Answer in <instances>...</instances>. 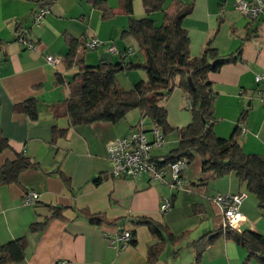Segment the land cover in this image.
Listing matches in <instances>:
<instances>
[{
    "label": "crops",
    "instance_id": "obj_1",
    "mask_svg": "<svg viewBox=\"0 0 264 264\" xmlns=\"http://www.w3.org/2000/svg\"><path fill=\"white\" fill-rule=\"evenodd\" d=\"M170 1L166 0L165 6ZM237 1L193 0L183 28L192 57L199 56L205 45L221 55L235 54L240 49L235 62L208 75L215 93L213 131L228 139L242 123L236 139L243 152L264 157V105L257 99L254 84V76L264 71V17L249 21L236 9ZM105 2L113 12L109 20L85 0H56L37 25L32 21L38 9L34 1L0 0V132L9 143V148L0 152V166L15 159L16 154L29 157L39 166L20 173L17 183L0 186V246L20 237L27 240L24 259L4 264H149L147 250L155 239L147 227L132 222L136 217L163 223L172 234L182 235L176 242L166 240L151 264H198L194 244L203 235L206 237L200 241L204 247L199 264H258L255 259L246 262L247 252L221 235L208 243L216 235L219 212L212 199L218 194L244 195L239 210L246 221L241 229L264 236V208L257 207L254 195L247 193L233 174L200 185L201 159L195 156L182 172L181 191L146 173L135 179L110 178L106 145L134 128L142 127L149 133L154 125L148 119L142 121L140 113L133 110L115 124L97 121L68 126L62 102L67 82L78 68L68 66L64 60L68 51L65 36L80 42L94 38L102 42L94 50L79 48L76 59L81 58L88 66L143 60L135 39L122 34L129 20L120 0ZM132 12L133 17L144 15L141 0L132 1ZM160 17V12L152 15L156 22ZM22 30L35 42L34 50L16 42ZM108 46H114L116 52L110 53ZM46 56L61 61L51 66ZM145 78L142 70L117 75L123 89ZM28 98L37 103L38 116L34 120L13 111L15 104ZM165 109L167 124L173 130L191 122L187 101L179 89L172 92ZM242 113L244 118L239 120ZM53 127L66 131L51 143ZM177 145L176 132H169L160 147L151 149L150 156L162 158ZM103 176L109 177L94 184ZM30 190L39 198L32 205H24L22 198ZM164 199H171L172 208L162 213ZM48 206L65 207L66 220L51 219L42 229L31 232L32 223L50 215ZM83 212L100 214L104 222L91 224ZM123 230L133 232L135 244L121 249L119 243L110 245L107 238L113 239Z\"/></svg>",
    "mask_w": 264,
    "mask_h": 264
},
{
    "label": "trees",
    "instance_id": "obj_2",
    "mask_svg": "<svg viewBox=\"0 0 264 264\" xmlns=\"http://www.w3.org/2000/svg\"><path fill=\"white\" fill-rule=\"evenodd\" d=\"M31 1L38 6L32 15L34 16L39 9H48L56 0ZM85 1L99 10L104 20L113 16L105 0ZM132 1L120 0L121 8L129 20L122 34L135 39L142 54V62L122 61L88 66L81 58L76 59L79 48L86 50L85 42L65 36L68 51L64 60L68 66L78 68L71 81L67 82V95L62 102V114L67 118L68 126L87 125L97 121L115 124L130 111L137 110L142 121L148 119L164 136L172 131L177 134L178 145L175 149L162 158L152 157L159 169H164L181 158L188 164L198 156L201 159L202 177L197 180L200 185L233 174L239 185H244L247 193L254 195L257 207L264 208V157L243 152L236 139L239 126L228 139L216 136L213 131L215 93L208 75L219 71L228 63L235 62L240 56V49L235 54L221 55L217 49L205 45L199 56L192 57L189 55V38L183 28V20L192 12L193 0H171L166 6V0H141L144 15L138 18L133 17ZM155 12L161 13V21L158 24L152 18ZM133 70H142L146 76L145 80L123 89L117 75L122 71ZM56 76L57 79L60 78ZM188 80L191 81L192 87ZM175 89L183 93L189 104L191 122L173 130L167 124L165 102ZM13 111L31 120L38 116L37 103L33 98L15 104ZM244 115L245 113H242L239 120H242ZM65 131L53 127L51 143L63 137ZM7 148L8 140L4 139L0 132V152ZM29 169H39L38 163L23 154H16L15 159L0 166V186L17 183L19 174ZM106 177L95 179L94 184H100ZM63 180L68 184L66 178ZM48 210L50 215L47 218L30 225L31 232L42 229L51 219L66 220L63 217L65 207L48 206ZM83 215L91 224L100 225L104 222L100 214L83 212ZM217 217V228L214 231L216 235L208 240V243L211 244L221 235L247 252L246 262L255 259L258 264H264V236L247 230L238 232L230 227L223 228L220 212ZM132 222L147 227L155 239V243L147 250L149 264L157 260L161 246L166 240L176 242L182 238L181 234L169 232L163 223L147 217H136ZM205 237L206 235L201 236L194 244L198 264L204 247L200 241ZM130 244H135L133 232ZM26 246L25 237L1 245L0 264L22 261Z\"/></svg>",
    "mask_w": 264,
    "mask_h": 264
},
{
    "label": "built area",
    "instance_id": "obj_3",
    "mask_svg": "<svg viewBox=\"0 0 264 264\" xmlns=\"http://www.w3.org/2000/svg\"><path fill=\"white\" fill-rule=\"evenodd\" d=\"M236 9L249 21H254L264 16V0H238L236 2ZM47 9H39L32 21L34 24H39L42 18L47 14ZM16 42L24 49L34 50L36 48L35 42L31 40L30 35L26 30L17 33ZM102 42L97 39L86 41L84 48L86 50H94L101 46ZM107 50L110 53L116 52L114 46H108ZM125 54H122L124 56ZM45 61L55 66L61 59L55 56H46ZM254 84L256 88V96L261 105H264V71L254 76ZM187 108L189 104L187 103ZM242 128V123L239 124ZM152 139L148 140L147 132L142 127L134 128L127 136L119 138L118 140L108 143L105 147V156L108 161L110 170L109 175L112 178L135 179L141 174H149L154 180L166 184L169 188L175 191L184 189V182L182 179V172L187 167V162L181 158L166 168L159 169L150 156V151L153 148H158L164 141L162 132L154 126L149 132ZM39 198V195L33 191H27L23 198L24 205H32ZM244 198L242 194H218L212 199L222 217V227H230L236 231L240 230L241 224L246 221V217L240 212L239 204ZM170 199H164L160 212H167L171 203ZM110 245L119 243L120 249L128 246L131 241V232L123 230L120 234L115 235L113 239L107 238ZM59 264H66L65 261Z\"/></svg>",
    "mask_w": 264,
    "mask_h": 264
},
{
    "label": "rangeland",
    "instance_id": "obj_4",
    "mask_svg": "<svg viewBox=\"0 0 264 264\" xmlns=\"http://www.w3.org/2000/svg\"><path fill=\"white\" fill-rule=\"evenodd\" d=\"M160 21H161V17H160V20H159V21L157 20V23H160ZM148 135H149V133H147V136H148ZM243 223H244V222H243ZM243 223H242V224H243ZM242 224H241V226H242ZM240 231H243V229L240 228V230H238V232H240Z\"/></svg>",
    "mask_w": 264,
    "mask_h": 264
},
{
    "label": "water",
    "instance_id": "obj_5",
    "mask_svg": "<svg viewBox=\"0 0 264 264\" xmlns=\"http://www.w3.org/2000/svg\"><path fill=\"white\" fill-rule=\"evenodd\" d=\"M188 82H189V85L192 87L191 81H190V80H188Z\"/></svg>",
    "mask_w": 264,
    "mask_h": 264
}]
</instances>
